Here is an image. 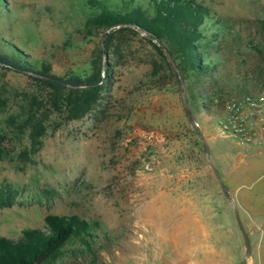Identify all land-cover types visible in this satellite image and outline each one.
Instances as JSON below:
<instances>
[{
    "label": "rangeland",
    "instance_id": "1",
    "mask_svg": "<svg viewBox=\"0 0 264 264\" xmlns=\"http://www.w3.org/2000/svg\"><path fill=\"white\" fill-rule=\"evenodd\" d=\"M84 1L0 0V52L12 53L15 45L30 59L48 62L54 74H89L98 48L105 50L104 34L113 30H86L84 21L92 10ZM124 1L105 3L118 9ZM195 1L208 7L222 27L219 67L233 84L218 94L221 99L195 102L186 82L178 81L148 37L115 31L101 54L103 77L110 70V87L81 118L65 120L50 112L42 144L34 150L29 131H19L11 117L21 122L31 97L46 108L48 90L27 74L0 66V183L17 189L14 202L0 207V236L17 238L28 228L46 229L47 214L77 215L99 223L92 251L73 241L51 264H151V234L159 220L151 223V184H187L195 186L198 199L209 196L201 212L220 250L214 259L219 258L218 264L241 261L246 243L232 198L237 208L238 193L264 204V149L248 145L241 161L238 155L243 153L234 152V168L248 167L251 175L234 184V193L227 192L211 167L219 173L212 159L214 146L240 143L233 138L213 141L209 134H218L215 127L227 100L264 87V0ZM220 177L228 188L227 179ZM238 213L242 222L239 208ZM258 236L264 249V235ZM233 247L240 254L233 255ZM254 253L250 243L245 264H259Z\"/></svg>",
    "mask_w": 264,
    "mask_h": 264
},
{
    "label": "trees",
    "instance_id": "2",
    "mask_svg": "<svg viewBox=\"0 0 264 264\" xmlns=\"http://www.w3.org/2000/svg\"><path fill=\"white\" fill-rule=\"evenodd\" d=\"M83 3L92 10L84 21L86 30L100 33L113 30L104 34L105 50L101 46L98 48L89 74H54L48 62L30 59L15 45L11 46L12 53L0 52V66L27 74L48 90L49 105L46 108H42L43 101L31 97L21 122L11 117V124L19 131H29L32 149L36 150L42 144L50 112H58L65 120L81 118L98 103L102 91L110 87V70L107 68L103 77L101 54L109 48L115 31L137 34V29H141L147 33L146 40L172 72L171 64H174L176 71L173 74L179 82H186L185 89L195 102L221 99L218 94L224 88L231 89L233 81L221 73L217 54L218 32L222 27L205 5L195 0H125L117 9L109 7L105 0H85ZM260 24L264 28V20ZM254 48L261 51L258 45ZM204 84L210 85L212 90L207 91ZM235 84V87L239 86L238 81ZM0 103L3 104L1 99ZM23 155L27 156V152ZM16 193L17 189L10 183H0V207L10 206ZM44 222L46 229L28 228L17 238L0 236V264H51L73 241L92 251V238L95 230L100 229L97 221L89 222L77 215L47 214Z\"/></svg>",
    "mask_w": 264,
    "mask_h": 264
},
{
    "label": "crops",
    "instance_id": "3",
    "mask_svg": "<svg viewBox=\"0 0 264 264\" xmlns=\"http://www.w3.org/2000/svg\"><path fill=\"white\" fill-rule=\"evenodd\" d=\"M204 117L208 119L207 115ZM215 128L218 130V127ZM209 135L213 141L216 138L227 139L218 137L217 133ZM240 144L229 143L225 148L214 146L217 152L212 156L219 167V174L228 181V192L232 193L235 191L234 184L251 175L248 167L238 170L233 166L235 151L243 153L238 155L241 161L244 152L250 150L248 145ZM255 154L257 152L251 156ZM193 188L195 186L187 184H151V223L153 218L159 219L151 234V264H218L219 258L214 257H219L220 250L213 244L214 235L207 230L205 216L201 212L202 206L209 202V196L203 195L198 199L193 194L196 191ZM237 198L242 222L249 231L251 249L256 252L253 258L258 254L259 264H264V249H260L258 236L264 235V204L246 193H238ZM208 208L212 210L213 207L210 204ZM174 212H180L179 219L172 217ZM159 215L163 217L159 218ZM237 250L233 247V255L240 254Z\"/></svg>",
    "mask_w": 264,
    "mask_h": 264
},
{
    "label": "built area",
    "instance_id": "4",
    "mask_svg": "<svg viewBox=\"0 0 264 264\" xmlns=\"http://www.w3.org/2000/svg\"><path fill=\"white\" fill-rule=\"evenodd\" d=\"M218 135L264 149V87L225 102L218 118Z\"/></svg>",
    "mask_w": 264,
    "mask_h": 264
},
{
    "label": "water",
    "instance_id": "5",
    "mask_svg": "<svg viewBox=\"0 0 264 264\" xmlns=\"http://www.w3.org/2000/svg\"><path fill=\"white\" fill-rule=\"evenodd\" d=\"M109 30L110 29H108L107 31H109ZM137 31H138L139 34H141V35H143L145 37H148L147 33H145L143 30L137 29ZM102 49H103V45H102ZM172 67H173L174 71H176V67L174 66V64H172ZM102 69H103V65H102ZM102 74H103V70H102ZM103 76H104V74H103ZM181 86H183L182 83H181ZM182 95H183V100H184V91H182ZM208 155H209V148H208L207 144H205V156L207 157V159H209ZM211 167H212L213 171L215 172L216 176L218 177V181H219V184L221 185L222 189L228 192V189H227L226 185L223 184L219 173L212 166V164H211ZM232 200H233V208H234V212H235V216H236V221H237L238 227H239V229H240V231H241V233L243 235L244 241L246 243V248H245L243 257H242L241 261L238 264H245L246 263V259H247V257L249 256V253H250V241H249L248 235H247V233H246V231H245V229L243 227V224H242V222L240 220L237 205H236V203H235L233 198H232Z\"/></svg>",
    "mask_w": 264,
    "mask_h": 264
}]
</instances>
